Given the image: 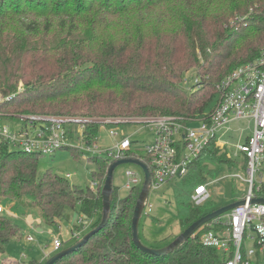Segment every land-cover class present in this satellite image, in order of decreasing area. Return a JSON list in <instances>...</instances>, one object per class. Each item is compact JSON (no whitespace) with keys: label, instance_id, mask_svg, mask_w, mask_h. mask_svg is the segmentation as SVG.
<instances>
[{"label":"trees","instance_id":"trees-1","mask_svg":"<svg viewBox=\"0 0 264 264\" xmlns=\"http://www.w3.org/2000/svg\"><path fill=\"white\" fill-rule=\"evenodd\" d=\"M234 19L236 27L228 29L227 24ZM146 26L160 33L164 64L161 73L145 78L128 70L121 72L119 51L107 44L105 33H134ZM55 34L59 37L56 42H48L47 38ZM10 42L14 53L8 47ZM263 47L264 0H0V95L4 98L0 113L12 119L41 115L204 120L221 100L220 83L239 67L256 60ZM198 52L203 56L201 64ZM195 68L196 88L188 95L181 84L184 74ZM20 80L27 90L17 88ZM98 128L86 125L87 143H93ZM63 150L76 158L81 154L75 148ZM43 157L1 143L0 204L14 201L23 209L35 210L42 224L55 232L68 208L90 221L91 230L97 228L102 218L101 190L110 160L92 158L98 165L93 191L71 185L51 171L40 173L38 163ZM127 157L143 162L152 178L146 155L138 157L130 152ZM210 164L230 172L237 169L226 151L211 144L192 162L184 178L164 187L179 186L186 194L185 186L192 185L194 192L197 186L212 182ZM141 188L133 187L126 198L119 199L112 186L107 225L55 264L225 262L221 253L200 242L201 233L212 222L167 256L154 257L138 250L132 242L131 221ZM210 199L201 206L180 201L185 206L178 216L181 232L217 209H206ZM17 237L18 226L0 213V256Z\"/></svg>","mask_w":264,"mask_h":264},{"label":"built area","instance_id":"built-area-1","mask_svg":"<svg viewBox=\"0 0 264 264\" xmlns=\"http://www.w3.org/2000/svg\"><path fill=\"white\" fill-rule=\"evenodd\" d=\"M218 89L221 100L204 120L185 121L173 116L71 118L41 115L12 119L0 113V145L5 142L12 149L42 156H52L66 147L79 151L86 149L95 157H106L111 164L128 158L127 154L133 152V142L120 133V128L134 124L138 126L135 133L148 131L151 134L143 150L152 166L150 192H156L168 182L184 178L192 162L211 144L225 151L227 143L221 141L218 134H226L231 123L251 121V136L235 148L234 156L243 159V172L226 177L246 185L241 198L245 203L208 224V229L200 235V242L221 253L225 258L223 264H264V204H252L253 199H264V47L256 60L236 69ZM3 101L4 98L0 97V103ZM10 120L21 125L13 129L6 123ZM88 124L98 126V132L101 128L106 129L112 140L108 147L95 146L97 136L93 143H87L84 130ZM227 157L231 159L228 153ZM125 177L124 187L128 191L144 181L141 172L126 171ZM212 182L194 189L191 199L195 206H201L211 198L209 187ZM96 186L94 182L90 188L95 191ZM151 211L152 205L147 200L142 214L148 216ZM0 213H4L2 205ZM77 225L81 229L72 232V238L76 240L86 229L81 218ZM27 240L31 241V237ZM62 247L59 240H55L52 246L54 252Z\"/></svg>","mask_w":264,"mask_h":264},{"label":"rangeland","instance_id":"rangeland-1","mask_svg":"<svg viewBox=\"0 0 264 264\" xmlns=\"http://www.w3.org/2000/svg\"><path fill=\"white\" fill-rule=\"evenodd\" d=\"M234 18V17H233ZM237 21H229L227 26L235 28ZM235 26V27H233ZM133 35V36H132ZM160 33L153 26L143 27L140 31L135 29V32L113 30L105 33V38L109 46H114L116 51H119L118 66L120 71H129V73L141 74L145 78H151L155 74L161 73L163 64V46L159 37ZM131 41H129V38ZM59 37L52 35L47 38L48 42L55 43ZM128 38V39H127ZM126 41V42H125ZM124 46H119L122 44ZM11 52L14 53V45L11 42L8 45ZM121 50V51H120ZM9 55L12 56L13 54ZM199 63L203 61V56L198 52ZM29 61V60H28ZM117 63V62H116ZM196 68L187 71L184 74L182 88L186 94L194 92L196 88ZM24 81L17 83L18 89L27 90ZM0 97H2L0 95ZM11 128H17L21 124L14 121H6ZM230 130L226 134L219 133L218 137L221 141L227 143L225 151L230 154L231 159L237 166V171L230 172L226 167L217 165H208L212 171V185L209 187L211 199L206 205V209L219 208L233 202L241 200L246 192V185L235 182L228 175L233 173H242L243 159L241 156L235 157L236 145L245 143L246 139L251 136L253 131V123L247 120H240L231 123ZM138 126L128 124L120 128V133L129 137L132 142H135L133 153L138 157H145L143 150L144 144L149 142L151 134L148 131L135 133ZM112 140L108 138L106 129H99L97 134V144L103 148L108 147ZM79 143V142H77ZM92 147V146H91ZM224 152V151H222ZM92 158H96L86 149L81 150V154L76 158L68 150H61L52 156L40 158L38 170L40 173L51 171L56 175L65 178L71 185L82 188H90L94 183V174L98 173V165ZM104 159V156H101ZM126 171L140 173V169L134 165L118 166L113 173L112 185L116 189V195L119 199L126 198L130 191L125 189ZM69 175L70 177H66ZM179 180V179H178ZM143 184L139 185L141 187ZM187 193H181L179 186L172 185L170 188H162L159 191H151L148 196V202L152 205L151 213L146 216L142 214L139 221V238L141 243L149 248L161 249L172 242L181 232L179 226V215L184 212L185 206L181 205L180 201L188 205H194L191 199L193 194L192 185L185 186ZM183 198V199H182ZM2 205V204H0ZM4 213L8 217H14L13 221L20 230V237L13 239L3 255V259L29 264L35 262L44 264L49 258L57 253L66 250L81 240L87 233L91 231V222L84 216L77 214L71 209H66L64 219L59 222V230L55 232L53 229L38 224V213L32 209H23L12 202L3 204ZM81 218L85 224V231L82 232L79 238H72V229ZM37 223V227L42 229V232H37L36 227L32 226ZM31 237V241L27 238ZM55 240L63 243V247L57 252H52V246ZM3 259H0L2 264ZM44 261V262H43Z\"/></svg>","mask_w":264,"mask_h":264},{"label":"water","instance_id":"water-1","mask_svg":"<svg viewBox=\"0 0 264 264\" xmlns=\"http://www.w3.org/2000/svg\"><path fill=\"white\" fill-rule=\"evenodd\" d=\"M134 165L138 167L144 176L143 185L138 197V200L136 202V205L134 207L132 221H131V229H132V242L134 246L140 250L142 253L154 256V257H164L167 256L174 251L178 250L183 244H185L189 239L193 238L195 234L205 225L212 222L213 220L224 216L228 212L232 211L233 209L243 206L244 200H239L236 202H233L231 204L222 206L217 208L216 210L206 214L205 216L201 217L200 219L196 220L194 223H192L188 228H186L183 232H181L172 242H170L167 246L161 249H153L144 246L139 238V221L143 213L144 206L147 202L149 193H150V185H151V175L150 171L147 168V166L141 162L139 159L134 158H126L122 159L116 162H113L109 165L106 178L101 190V196H102V218L101 222L98 225L97 228L91 230L89 233H87L81 240L76 242L73 246L70 248L63 250L56 255L49 258L44 264H55L58 260L61 258L67 256L68 254L74 252L76 249L82 247L84 244L88 242V240L96 234L98 231H100L102 228H104L110 218L111 215V202L113 199V190H112V181H113V173L114 170L121 165ZM252 204H264V199H253Z\"/></svg>","mask_w":264,"mask_h":264},{"label":"crops","instance_id":"crops-1","mask_svg":"<svg viewBox=\"0 0 264 264\" xmlns=\"http://www.w3.org/2000/svg\"><path fill=\"white\" fill-rule=\"evenodd\" d=\"M7 202H12L13 204H15V205H17L16 204V202H14V201H7ZM5 203V202H4ZM3 203V204H4ZM3 204H2V207H3ZM3 214H5V213H3ZM6 215V214H5ZM8 216V215H7ZM39 216V215H38ZM10 217H12V216H10ZM13 219H14V217H12ZM38 224L39 225H42V226H45L44 224H42V222H41V219H40V217H38ZM32 226L34 227H36V231L37 232H42V229H40L39 227H37V223H33L32 224ZM77 224L76 225H74L73 227H71V228H73L72 229V231H74V229H76L77 228ZM45 227H47V226H45ZM49 228V227H48ZM49 229H51V228H49ZM52 230V229H51ZM17 238H19V237H17ZM52 252H54V250H53V248H52ZM55 253H57V252H55ZM0 259H3V256H0ZM14 262H17V261H13V260H10V259H3V261H2V264H13ZM44 262V261H43ZM37 264V263H36ZM42 264V263H41Z\"/></svg>","mask_w":264,"mask_h":264}]
</instances>
